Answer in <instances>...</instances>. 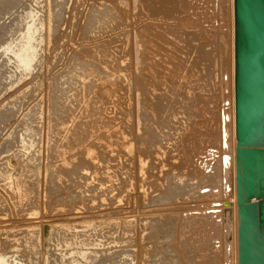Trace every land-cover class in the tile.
<instances>
[{
	"label": "rangeland",
	"instance_id": "1",
	"mask_svg": "<svg viewBox=\"0 0 264 264\" xmlns=\"http://www.w3.org/2000/svg\"><path fill=\"white\" fill-rule=\"evenodd\" d=\"M170 1L167 4H171V8L168 5L167 11L158 14L151 12L147 2L144 4L145 0H137V3L136 0H8L0 8V264H77V261L79 264H227L226 240L231 237H226L221 228L219 234L222 236L218 234L219 238L211 239L206 246L208 252H201V240L206 243L208 229L201 220H195V224V221L189 224L187 221L193 214L207 210L213 215L217 212L216 218L212 216L215 220L211 218L212 225L216 224L217 218L223 217L218 211L226 209L229 204L223 202L225 199L220 195H208L206 190L209 189L204 187L214 180V176L221 175L220 158L225 144L219 142V136L220 132L229 130L226 125L231 127L233 29L230 0ZM138 33L151 53L144 52ZM133 35L137 36V41ZM140 51L146 54L148 63L157 58L160 65L165 66V60H175L182 68L196 69L198 75V87L190 92L188 103L183 104L185 107L193 105L187 106L186 110L183 107L178 109L179 115L176 114V119L186 114L183 118L185 124L181 117L179 121L174 118V132L177 133L169 136L174 142L169 137V141H165L170 145L164 141L169 151L173 147L172 156L165 151L164 143L155 146L163 165L167 156L174 158L172 161L176 164H182L173 169L172 178L167 176V179L163 178L164 183H160L164 185L162 191L176 184L173 204L155 202L162 191L154 185L148 189L145 187L144 196L143 190L138 188L141 182L137 185L134 181L135 186L128 176V157L121 155L130 138L126 123H136L137 126L134 124L132 128L136 135L141 133L137 129L143 124L140 122L142 110L138 104L132 107L143 92L140 93L139 89L142 90L144 81L138 78L143 73ZM128 64L130 71L136 74L130 73L138 77L129 81L134 93L132 104L127 106L125 89L117 88V85L127 86L124 71ZM109 72L111 80L106 82L105 74ZM188 76L190 81H196V76ZM134 82L141 88L135 87ZM132 112L136 117L129 116ZM95 123H98L96 127ZM190 123L195 126L188 127ZM77 124L84 130L87 125L91 126V132L88 128L80 131ZM98 126L100 129H96ZM180 129L187 134L179 132ZM184 135H189V140ZM80 145L97 148L96 165L92 166L86 159L85 150ZM122 145L125 148H121ZM162 150L165 153H161ZM140 153H136L139 159L147 160ZM63 158L68 162L74 158L76 161H73V172L66 169L65 177L63 180L59 177V180L57 169L62 166ZM207 161L209 167L204 169ZM163 165L159 171H167ZM115 171L117 178L114 177ZM189 172L193 174L190 175L192 179ZM161 176L164 174H159L160 179ZM169 179L173 181L170 183ZM220 185L219 194L224 189L223 184ZM217 202H223V206ZM170 207L174 208L173 213ZM209 208H218V211ZM164 212L172 213V218ZM173 217L178 221L175 219V222ZM222 221L217 222L218 228L225 225L226 219ZM170 223L171 227H167ZM173 226L177 227L175 232ZM199 226L204 227L203 230ZM166 228H172L173 232ZM213 249L221 255H214L216 250Z\"/></svg>",
	"mask_w": 264,
	"mask_h": 264
},
{
	"label": "bare ground",
	"instance_id": "2",
	"mask_svg": "<svg viewBox=\"0 0 264 264\" xmlns=\"http://www.w3.org/2000/svg\"><path fill=\"white\" fill-rule=\"evenodd\" d=\"M169 1L170 0H145V3L144 4H146V2H147V5L146 6H148V8H150L151 9V12L152 13H155V14H158V13H160V12H163V11H167V9L169 8V6H170V8H171V4L169 5V4H167V3H169ZM6 2H8V0H0V8L1 7H4L3 5H6L5 3ZM171 2V1H170ZM123 3V2H122ZM135 3H137V0H136V2ZM8 4V3H7ZM134 4V3H133ZM129 5V4H128ZM169 5V6H168ZM132 6V5H131ZM168 6V7H167ZM173 7H174V5H172ZM139 7V6H138ZM230 8H231V11H232V15H231V25H232V29H233V34H232V36H231V48H232V58H231V67H232V74H231V81H232V85H233V90H232V97H231V104H232V111H231V115L229 116V118H230V122H231V127H230V125L228 126V125H226V128H228L229 130L227 131H223L222 133L220 132V136H219V138H220V143L222 144V145H224L225 144V149L224 148H222L223 150H225L224 152H222L223 153V155H222V157L220 158L221 160H222V166H223V168H222V170H221V172H219V173H221V175H219V176H217L216 175V177L214 176L213 177V181H211L209 184H207L205 187H204V189L205 188H207V189H209V190H206V193L208 194V195H210V194H212L211 196H213V197H215V196H221V198H223V199H225V200H223V202L224 201H227V202H229V204H228V207L225 209V207H224V209H225V211H224V209L221 211L220 209V211L221 212H219L218 211V208H216V210L218 211V214H220V213H222V216L223 217H218L217 219H218V221L219 220H221V219H223V221L226 219V222L224 223L225 225H223L222 227L220 226V228H218L217 227V220H216V224H213L212 225V223L214 222V221H212L214 218H216L214 215H215V213H217V212H215L216 210L215 209H210V210H215L214 212V215L213 214H210V213H207V210L205 211V210H201V211H199L200 213H202V214H199L198 213V215H197V213L194 215L193 214V216H188V217H190L189 219H188V221H187V224H189V222H194L195 220H201V223L203 222L204 224H205V227H206V229H208V230H206V234H207V236L208 237H206V243L204 242V240H201V248H200V250H201V252H208L207 251V249L208 248H206V246H207V243L209 242V241H211V239H214V237H218L220 234L219 233H221V231L223 230V232L225 233V235H226V237H231V240H226L227 242H226V246H227V250L229 251V255L227 256V264H239V254H238V249H239V235H238V230H239V225H240V217L238 216V211H239V207H238V203H237V197H236V192H237V179H236V170H237V160H236V148H237V142L238 141H236V123H235V118H236V104H235V98H236V85H235V73H236V67H235V59H236V48H235V31H236V29H235V0H230ZM149 9V10H150ZM138 10V9H137ZM133 11V10H132ZM141 11V10H140ZM130 13V12H129ZM131 14V13H130ZM135 16H133V18H134ZM138 31V30H137ZM146 32V31H145ZM133 33L135 34V31H133ZM137 36L139 35V33L138 34H136ZM134 36L135 38L137 37V36ZM145 35H146V33H145ZM147 36V35H146ZM139 37H141V36H138L137 38L138 39H141V43L143 44L142 46H143V50H144V52L147 50V52H146V54H148V53H151V49L150 48H145V46H144V42H143V39H142V37L141 38H139ZM137 38H136V40L135 41H137ZM20 43H22V42H20ZM139 44H141L140 42H138ZM31 44V43H30ZM7 45V44H6ZM11 45V44H10ZM18 45V44H17ZM23 45V44H22ZM134 45H136V43L134 44ZM8 46V45H7ZM22 48V47H21ZM32 49V48H31ZM132 49V48H131ZM6 50V49H5ZM8 50V49H7ZM16 50H17V48H16ZM30 50V49H29ZM133 50H135L134 49V47H133ZM18 51H20L19 49H18ZM131 51V50H130ZM136 51V50H135ZM134 51V52H135ZM17 52V51H16ZM28 52V51H27ZM133 52V53H134ZM137 52V51H136ZM140 52H142V54L144 53L143 51H140ZM13 53V52H12ZM20 53V52H19ZM130 53H132V51L130 52ZM17 54V53H16ZM129 54V53H128ZM135 54V53H134ZM134 54H132V55H134ZM139 54H141V53H139ZM141 54V55H142ZM146 54H143V63L141 64V65H143V66H141L140 65V67H142V68H140L141 69V71H143V73H142V75L141 74H139V75H141V77H138V75H136L138 78H139V80H142V81H144V83L142 82V81H140V82H142L141 84H142V88L141 87H139L138 86V84L139 83H137V85L135 86L134 84H136V82H134L133 83V85L135 86V87H137L138 86V88H141L142 90H140L139 89V91H140V93L142 92V93H144V95L141 93V94H139V96H140V99H139V97L137 96V98H136V100H138V101H135L136 103L132 106V107H134L136 104H138V106L137 107H140V109L142 110V113H141V111L138 109V111L141 113L140 115H142V117H141V120H140V122H141V124H142V122H143V124H142V127H141V129H140V127H139V129H137V131L139 132H141L140 134H135L134 132L132 133V128H134V124L136 125V123L134 122L133 123V125H131V122H129L130 124H128V123H126V125H127V131L126 132H128V133H130V138H129V143H128V141H126L127 143H125L126 145H128V147L125 149V151H123L122 149V151L121 150H119V151H121V155L123 154L124 156H126V157H128V161H127V163H129L128 164V176H129V178L130 179H132L133 180V183H134V181H135V183H137V185L139 184V181L142 183H140L141 184V186H140V184H139V186H138V188L139 189H142L143 190V194H144V196L146 195V191H147V189L149 188V187H151V185H152V187H153V185H154V187L156 186V187H158L159 189L161 188V187H163L162 186V184H160L161 183V181H162V183H164L163 182V178H164V180H165V178L167 179L168 177L167 176H169L170 178H172L174 175V173L172 174V172H174L173 171V169H177V166H181L182 164L181 163H179V162H182V161H179V160H177V161H179L178 163L179 164H181V165H179V164H176L175 162H173L172 161V159L174 160V158H172L171 156V153L170 152H172L173 151V147H172V144H171V146L170 147H172V151H169L168 150V146L167 145H170V144H167L168 142L167 141H165V140H168V138L167 137H172V136H174V135H172V134H175V133H177V132H174V125H175V121H174V118L176 119V114H178L177 113V111H178V109H180V110H182L181 108L183 107L184 109L188 106H186L185 107V105L183 106V104H185L186 102L188 103V101L190 100L189 98H190V92H193L192 90H194L195 89V87H198V85L196 84V83H198V75L196 74L197 73V71H196V69H192V70H190L189 68H187V67H183L182 68V66L179 64V63H177V62H175V60H165V62L164 63H166V65L165 66H161L160 65V62H159V60L157 59V58H154L153 60H152V62L151 63H148L147 61H145V58H146ZM15 55V54H14ZM127 55V54H126ZM32 56V55H31ZM19 57V56H18ZM21 57V56H20ZM24 57V56H23ZM27 57V56H26ZM26 57H25V59H23V60H26ZM141 57V56H140ZM140 57H139V59H140ZM133 58H135L134 56H133ZM133 58H132V60H133ZM136 58H137V55H136ZM22 59V58H21ZM130 59H131V57H130ZM138 59V58H137ZM136 59V60H137ZM19 60H20V58H19ZM31 60V59H30ZM232 60H233V62H232ZM21 61V60H20ZM32 62H33V59H32ZM139 62V61H138ZM138 62H137V64H138ZM141 62V61H140ZM20 63V62H19ZM22 63V62H21ZM133 63H135V62H133ZM132 63V64H133ZM28 65V64H27ZM26 65V66H27ZM130 65H131V63H130ZM135 65V64H134ZM133 65V68L135 67ZM129 64L127 65V69H125L126 71H124V72H126V74H125V76L124 77H126V83L128 82V84H127V86L125 85H122V87L121 86H119L118 87V85H117V83H116V85H117V88H123L122 90H124L125 89V92H126V98H127V106H128V104L130 103V102H132V97H133V94L132 93H134V92H132V90H131V88L129 87V81H130V79H133L134 77H136V76H133L134 74H136V73H134L133 71V75L131 74L132 72L130 71V69H129ZM114 69V68H113ZM118 69V68H117ZM143 69V70H142ZM89 70V69H88ZM112 70V69H111ZM133 70V69H132ZM136 70H138V69H136ZM86 71V70H85ZM114 71V70H113ZM115 71H117L116 69H115ZM123 71V70H122ZM135 71V70H134ZM119 72V71H118ZM117 72V73H118ZM131 72V73H130ZM85 73V72H84ZM88 73H89V71H88ZM116 73V74H117ZM87 74V73H86ZM100 74V73H99ZM120 74H121V72H120ZM123 74V75H124ZM191 75V76H196V81L195 82H192V81H190L189 79L191 78L190 76H188V75ZM85 75V74H84ZM89 75H90V73H89ZM102 75V74H101ZM106 75V79H105V81L106 82H108V81H110L109 80V78H110V76H112V74L109 72V73H107V74H105ZM114 75V74H113ZM133 76L132 78L130 77V76ZM103 76V75H102ZM88 77V76H87ZM123 77V76H122ZM121 77V78H122ZM83 78H85V77H83ZM89 78H90V76H89ZM104 78V77H103ZM138 78H136V80L138 79ZM141 78V79H140ZM86 79V78H85ZM98 79V78H97ZM90 80V79H89ZM114 80V79H113ZM125 80V79H124ZM123 80V81H124ZM139 80H138V82H139ZM85 81V80H84ZM87 81V80H86ZM116 81V80H115ZM133 81V80H132ZM134 81H135V79H134ZM104 82V81H103ZM102 82V83H103ZM112 82V81H111ZM114 82V81H113ZM117 82H119V78H118V81ZM131 82V81H130ZM115 83V82H114ZM114 83H112V84H114ZM123 83V82H122ZM104 84V83H103ZM111 84V83H110ZM120 85V84H119ZM140 85V84H139ZM109 86V85H108ZM131 86V85H130ZM141 86V85H140ZM104 87V86H103ZM116 87V86H115ZM108 87H106L105 89H107ZM134 88V87H133ZM104 89V90H105ZM109 89V88H108ZM111 89H113V88H111ZM115 89V88H114ZM136 90V89H135ZM191 90V91H190ZM106 91V90H105ZM113 91V90H112ZM117 91V90H116ZM137 91V90H136ZM138 91V92H139ZM103 92V91H102ZM115 92V91H114ZM117 92H120V90L119 91H117ZM124 92V91H123ZM138 92H135V93H138ZM108 93V92H107ZM113 93V92H112ZM111 93V94H112ZM107 95V94H106ZM117 95H118V93H117ZM125 95V94H124ZM141 95H143L144 96V98L143 99H141ZM58 96V95H57ZM111 96V95H110ZM114 96V95H113ZM193 96V95H192ZM101 97H104V96H101ZM112 98V97H111ZM134 98V99H135ZM104 99V98H103ZM107 99V98H106ZM189 99V100H188ZM55 100V99H54ZM83 100V99H82ZM101 100H102V98H101ZM108 100V99H107ZM110 100V99H109ZM58 101V100H57ZM104 101V100H103ZM106 101V100H105ZM124 101V100H123ZM185 101V102H184ZM138 102V103H137ZM59 103V102H58ZM81 103H83V102H81ZM87 103V102H86ZM194 103V102H193ZM84 104H85V102H84ZM117 104V103H116ZM125 104V103H124ZM130 104H132V103H130ZM61 105V104H60ZM191 105H193V104H190L188 107H190ZM87 106V105H86ZM129 106H131V105H129ZM92 107V106H91ZM120 107V106H119ZM55 108V107H54ZM62 108H65L64 107V105H63V107ZM93 108V107H92ZM92 108H90V109H92ZM124 108V107H123ZM194 108V107H193ZM192 108V109H193ZM90 109H88L87 111H89ZM96 109V108H95ZM121 109V108H120ZM132 110L133 111V109L132 108H129L128 110ZM137 109V108H136ZM188 109V108H187ZM99 110H101V109H99ZM122 110V109H121ZM186 110V109H185ZM188 110H190L191 111V109H188ZM55 111V110H54ZM56 111H58V110H56ZM61 111H63L62 109H61ZM93 111V115L95 114V112H94V109L92 110ZM92 111H91V113H92ZM134 111H135V108H134ZM137 111V113H139ZM60 112V111H59ZM185 112V111H184ZM183 112V113H184ZM189 112V111H188ZM57 113V112H56ZM55 113V114H56ZM64 114H66L65 112H63ZM62 113V114H63ZM128 111H127V115H128ZM130 113H131V111H130ZM136 113V114H137ZM182 113V112H181ZM180 113V114H181ZM183 113H182V115H183ZM187 113V112H186ZM191 114H192V112H190ZM189 113V114H190ZM58 115V114H57ZM124 115V114H123ZM126 115V116H127ZM179 115V114H178ZM194 115H196V114H194ZM193 115V116H194ZM129 116H133V112H132V114L130 115L129 114ZM175 116V117H174ZM191 116V115H190ZM133 117H136V116H133ZM138 117V116H137ZM181 118H182V116H180ZM180 117H178V119H181ZM185 117H186V114H185ZM184 116H183V118H185ZM187 117H188V115H187ZM197 117V116H196ZM182 118V119H183ZM125 119V118H124ZM133 119V118H132ZM178 119H176V120H178ZM186 120V119H185ZM187 120H189V117H188V119ZM186 120V121H187ZM132 121H137V120H132ZM174 121V122H173ZM179 121V120H178ZM183 121H184V119H183ZM183 121L181 122V120H180V122L181 123H183ZM102 122V121H101ZM120 122V121H119ZM128 122V121H127ZM180 122H178L179 124H180ZM191 122V121H190ZM138 123H139V121H138ZM187 123H189V122H187ZM193 123H195V120H194V122ZM96 124L98 125V123H95V127H96ZM99 124H100V122H99ZM102 125H104V122H102L101 123ZM123 124V123H122ZM177 124V123H176ZM184 124H185V121H184ZM184 124H183V127H185L184 126ZM64 125V124H63ZM106 125V124H105ZM118 125V124H117ZM121 125V124H120ZM181 125V124H180ZM186 125H188V124H186ZM191 123L188 125V127H192V125H194V124H192L191 126ZM65 126V125H64ZM94 126H92V129H93V127ZM133 126V127H132ZM137 126V125H136ZM141 126V125H140ZM176 126V125H175ZM177 126H178V124H177ZM182 126V125H181ZM195 126V125H194ZM77 127H78V129L80 130V131H82V130H84V128L80 125V124H77ZM94 127V128H95ZM120 127V126H119ZM187 127V126H186ZM65 128V127H64ZM87 128H88V131H90L91 132V130H89V129H91V126L90 127H88V125H87ZM87 128L85 129V130H87ZM122 128V127H121ZM124 128V127H123ZM178 128V127H177ZM177 128H176V131H178L177 130ZM182 128V127H181ZM67 129V128H66ZM96 129H100V127L98 126V128H96ZM96 129H94V130H96ZM111 129V128H110ZM183 129V128H182ZM187 128H185V130H186ZM189 129V128H188ZM192 129V128H191ZM84 130V131H85ZM135 130H136V128H135ZM135 130H133V131H135ZM190 130V129H189ZM193 130V132H194V128L192 129ZM113 131V130H112ZM130 131V132H129ZM172 131H173V133H172ZM123 132V131H122ZM138 132H136V133H138ZM179 132H181L182 133V131H181V129L179 130ZM185 132L186 131H184L183 133L185 134ZM190 132V131H189ZM188 132V133H189ZM192 132V131H191ZM182 133V134H183ZM200 133V132H199ZM186 134H187V132H186ZM190 134V133H189ZM193 134V133H192ZM115 135H117V134H115ZM125 135H127V134H125ZM194 135V134H193ZM195 135H196V133H195ZM228 135V136H227ZM185 137H186V135H184ZM189 135H187V137H188ZM229 136H231V138L229 139V138H227V137H229ZM125 137V136H124ZM170 137H169V139H170ZM175 137H176V135H175ZM180 137H182V136H180ZM186 137V138H187ZM190 137H192V136H190ZM196 137V136H195ZM197 137H199V136H197ZM196 137V138H197ZM121 138V137H120ZM123 138V137H122ZM122 138H121V140H122ZM184 138V137H183ZM189 138V137H188ZM187 138V139H188ZM201 138V137H200ZM125 139H127V138H125ZM124 139V140H125ZM131 139V140H130ZM182 138H180V140H181ZM227 139H229V141L227 142ZM118 140V139H117ZM171 141H173L172 139H170ZM185 140V139H184ZM189 140V139H188ZM193 140V139H192ZM195 140V139H194ZM199 140V139H198ZM197 140V141H198ZM164 141H165V143L167 144H165L164 143ZM169 141V140H168ZM183 140H181V142H182ZM187 141V140H186ZM196 141V140H195ZM118 142V141H117ZM116 142V143H117ZM122 142H123V140H122ZM174 142V141H173ZM173 142H169V143H173ZM177 142V141H176ZM187 142H189L188 144H190V141H187ZM192 142V141H191ZM115 143V142H114ZM162 143H164L165 145H166V149H165V151H169V155H171V156H167V159L164 161V165L161 163V161L163 160H160L161 158H158V156H157V150H155V146L157 147V145L159 144H162ZM186 143V142H185ZM184 143V144H185ZM194 142H192V144H193ZM229 143V144H228ZM122 144V143H121ZM120 144V145H121ZM124 144V145H125ZM175 144V143H174ZM173 144V145H174ZM178 144L179 143H177V146H178ZM183 144V145H184ZM195 145H196V143H194ZM114 145V144H113ZM120 145H119V147H120ZM124 145H122L121 146V148L122 147H124ZM125 145V146H126ZM187 145V144H186ZM185 145V146H186ZM191 145V144H190ZM189 145V146H190ZM78 146V145H77ZM174 146H176V145H174ZM182 146V145H181ZM80 147H81V149L83 150H85V153H84V155H85V157H86V159L91 163V165L93 166V165H96L95 164V162H96V160L98 159V156H99V151L97 150V148H95V147H87V145H80ZM118 147V148H119ZM160 147V146H159ZM163 147H164V145H163ZM187 147H188V145H187ZM187 147H184V149H186ZM192 147H194L193 145H192ZM192 147H191V149H192ZM197 147V146H196ZM125 148V147H124ZM123 148V149H124ZM120 149V148H119ZM164 149V148H163ZM178 149V148H177ZM181 149V148H180ZM179 149V150H180ZM189 149V148H188ZM188 149L186 150V151H188ZM72 150V149H71ZM141 151V156L143 157V156H145V158L147 159V160H149V162L147 161V160H145V159H139V157L137 156L138 154H136V153H139L140 151ZM175 151H176V148L174 149ZM138 151V152H137ZM174 151V152H175ZM182 151H183V148H182ZM181 151V152H182ZM185 151V150H184ZM183 151V152H184ZM189 151H192V150H189ZM162 152H164L163 150L161 151V153ZM177 152H178V150H177ZM69 154V155H71L70 154V151H66V154ZM73 153V152H72ZM142 153H143V155H142ZM165 153V152H164ZM176 153V152H175ZM188 155H189V152H186ZM139 154V155H140ZM179 155H180V152L178 153ZM177 154V155H178ZM181 154H184V153H181ZM168 155V154H167ZM140 156V157H141ZM181 156V155H180ZM179 156V157H180ZM182 156H184V155H182ZM190 156H191V152H190ZM221 156V155H220ZM138 157V158H137ZM171 157V158H170ZM186 157V155L184 156V158ZM121 158V157H120ZM119 158V159H120ZM164 158V157H163ZM176 158H177V156H176ZM65 159H67V158H63V160H62V163H61V167L60 168H58L57 169V178L59 179V177H61V180H63L62 178H64L65 176H63V175H65V172H66V169L68 170V171H70V172H73V170H72V166L74 165L73 164V161L75 160L76 161V159L74 158V159H72L70 162H68V161H66ZM125 159V158H124ZM181 159V158H180ZM188 159V158H187ZM145 160V161H144ZM175 161V160H174ZM186 161V160H185ZM189 162V161H188ZM193 162V161H192ZM206 162V161H205ZM207 163H208V161H207ZM212 163V162H211ZM150 164V165H149ZM164 166V167H167L166 168V170L167 171H164V172H162V171H159V168L161 167V166ZM188 165V164H187ZM191 165H192V163H191ZM207 165H209V163L208 164H206L205 163V166H204V169L206 168V167H209V166H207ZM149 166V167H148ZM184 166V165H183ZM119 167V166H118ZM117 167V168H118ZM120 168V167H119ZM179 168V167H178ZM182 168V167H181ZM180 168V169H181ZM193 168V167H192ZM187 169V168H186ZM184 170H185V168H184ZM188 170V169H187ZM189 170H190V168H189ZM188 170V171H189ZM118 171V170H117ZM179 171V170H178ZM177 171V172H178ZM194 172H195V170H193ZM169 172H171V175L170 174H168ZM181 171H179V173H180ZM192 172V171H191ZM191 172H189L190 174H188L189 175V178H191L192 179V175L193 174H191ZM117 172L115 171V174H114V177H116L117 178V174H116ZM160 173H163L164 174V176H161L162 178L160 179V177H159V174ZM188 173V172H187ZM186 173V174H187ZM168 174V175H167ZM177 174V173H176ZM138 175L139 176H141L142 178H139L138 177ZM180 175V174H179ZM179 175H177V176H179ZM187 175V176H188ZM191 175V176H190ZM63 176V177H62ZM126 176V175H125ZM176 176V177H177ZM186 176V175H185ZM185 176H184V178H185ZM123 177V176H122ZM180 177V176H179ZM178 178V177H177ZM188 178V177H187ZM174 179V178H173ZM190 179V180H191ZM60 180V179H59ZM170 180V179H169ZM171 181H173V180H170V183H171ZM175 181V180H174ZM120 182V181H119ZM166 182V181H165ZM134 183V184H135ZM127 184V183H126ZM169 184V183H168ZM188 184V183H187ZM220 184H223V192L221 193V194H219L220 193V191H219V188H220ZM170 185V184H169ZM176 184L174 183V186H168L164 191H162V188H161V193L159 194L158 193V195L159 196H157L158 198L157 199H159L158 201L156 200L155 202H158V203H166V204H173L174 203V199H175V189H176V186H175ZM121 186H122V184H121ZM134 186V185H133ZM135 186H136V184H135ZM166 186V185H165ZM147 189H146V188ZM155 187V188H156ZM197 187V186H196ZM135 188V187H134ZM137 188V187H136ZM135 188V189H136ZM157 188V189H158ZM186 188V187H185ZM138 189V190H139ZM154 189V188H153ZM156 189V190H157ZM159 189H158V191H159ZM197 189V188H196ZM138 190H137V192H138ZM150 190H151V188H150ZM155 190V189H154ZM202 190H203V188H202ZM208 191V192H207ZM157 192V191H156ZM155 192V193H156ZM179 192V191H178ZM190 192V191H189ZM202 192V191H201ZM200 192V194L201 195H203L202 193ZM181 193V192H180ZM198 193V192H197ZM203 193H205L204 191H203ZM147 194H148V192H147ZM152 194V193H151ZM176 194H177V192H176ZM155 195V194H154ZM148 196H149V194H148ZM183 196V195H182ZM200 196V195H199ZM203 196H205L206 197V195L204 194ZM202 196V197H203ZM210 196V197H211ZM140 197V196H139ZM201 197V196H200ZM209 197V196H208ZM152 197H150L149 199H151ZM155 199H156V196L154 197ZM149 199H147V200H149ZM183 199V198H182ZM143 200V199H142ZM153 200V199H152ZM150 201V200H149ZM172 201H173V203H172ZM215 201V200H214ZM220 201V200H219ZM254 201L255 202H261L262 200H260V199H257V198H255L254 199ZM151 203H152V201H150ZM153 202H154V200H153ZM154 202V203H155ZM210 202V201H209ZM223 202H221V203H223ZM207 203V202H206ZM215 203V202H214ZM219 202H217V204H218ZM221 203H219V204H221ZM152 205V204H151ZM176 205V204H175ZM187 205V204H186ZM202 205V204H201ZM222 205V204H221ZM165 206V205H164ZM169 206V205H168ZM178 206V205H177ZM223 206V205H222ZM172 207V206H171ZM170 207V208H171ZM204 207V206H203ZM210 207H213V206H210ZM168 208V207H167ZM191 208V207H190ZM215 208V207H214ZM174 209V208H173ZM173 209L171 208V210H172V213H173ZM179 209V208H178ZM187 208H185V210H186ZM201 209H202V206H201ZM206 209V208H205ZM208 209V211H210ZM166 210V209H165ZM191 210H192V208H191ZM196 210V209H195ZM170 211V210H169ZM175 211V210H174ZM178 211H180V210H178ZM187 211V210H186ZM204 211L206 212V214L204 213ZM171 212V211H170ZM177 212V211H176ZM181 212V211H180ZM188 213L190 212V211H187ZM196 212H198V211H196ZM211 212H213V211H211ZM159 213V212H158ZM165 213V212H164ZM167 213V212H166ZM165 213V214H166ZM172 213H170L171 215H169L168 213L166 214V215H169L170 217L172 216ZM178 213V212H177ZM193 213H195V212H193ZM179 214V213H178ZM177 214V215H178ZM181 214V213H180ZM183 214H184V212H183ZM190 214V213H189ZM203 214H205V215H203ZM210 214V215H209ZM218 214H216V215H218ZM173 215H175L176 216V213L175 214H173ZM187 216V215H186ZM212 216H214V218L212 217ZM169 217V218H170ZM179 217V216H178ZM182 217V216H181ZM172 218V217H171ZM174 218V217H173ZM185 217L183 216V219H184ZM187 218V217H186ZM211 218H213V219H211ZM221 218V219H220ZM157 219V218H156ZM167 219V218H166ZM176 219V217L174 218V220ZM160 219H158V220H156V222H157V224H159V221ZM170 220V219H169ZM169 220H167V222H171V221H169ZM177 221H178V219H176ZM176 220H175V222H176ZM185 220V219H184ZM187 220V219H186ZM185 220V221H186ZM215 220V219H214ZM153 221H155L154 219H153ZM222 221V222H223ZM173 223H174V221H172ZM192 222V223H193ZM198 222H200V221H198ZM197 222V223H198ZM166 223V222H165ZM180 223V222H179ZM181 223H182V220H181ZM196 223V221L194 222V224ZM202 223V224H203ZM167 224V223H166ZM171 224L172 223H170L167 227H171ZM177 224V223H176ZM185 224V223H184ZM193 224V225H194ZM203 224V225H204ZM219 224H221V223H219ZM191 225V224H190ZM198 225H200V223H198ZM216 225V228L215 227H213V226H215ZM222 225V224H221ZM162 226V225H161ZM177 226H178V224H177ZM181 226H183V225H181ZM195 226V225H194ZM163 227H164V225H163ZM179 227V226H178ZM196 227H198V226H196ZM202 228V230H203V228L204 227H202V226H199V228ZM173 228V230H174V228H176L177 229V227L176 226H173L172 227ZM172 228H170V230H169V228H166V229H168L169 231H171V229ZM186 228H188V227H186ZM200 228V229H201ZM214 228V229H213ZM221 228H222V230H221ZM175 229V230H176ZM179 229H180V232H181V228L179 227ZM183 229H184V226H183ZM198 229V228H197ZM175 230H174V232H175ZM201 230V231H202ZM218 230V231H217ZM179 231V230H178ZM183 231V230H182ZM171 232H173V231H171ZM170 232V233H171ZM179 232V233H180ZM186 232V231H185ZM176 233H177V231H176ZM175 233V234H176ZM186 233H188V232H186ZM202 233V232H201ZM219 234V235H218ZM172 235V233L170 234V236ZM176 235H178V233L176 234ZM181 235H184V234H182L181 233ZM185 235H187V234H185ZM220 236H222V235H220ZM219 236V237H220ZM224 236V235H223ZM174 237H175V235H174ZM173 237V238H174ZM186 237V236H185ZM218 237V238H219ZM178 238V237H177ZM202 238V237H201ZM222 238V237H221ZM190 240V239H189ZM189 240L187 241V242H189ZM221 240V239H220ZM198 241V240H197ZM216 241H217V239H216ZM220 242V241H219ZM219 242H217V243H219ZM214 243H216L215 241H214ZM197 244V243H196ZM195 244V245H196ZM224 244V243H223ZM197 245H199V244H197ZM204 245V246H203ZM220 246L222 245V244H219ZM218 245V246H219ZM200 246V245H199ZM214 246V245H213ZM218 246H216L217 248H219ZM198 248V247H197ZM221 248V247H220ZM211 249V248H210ZM209 249V250H210ZM225 249V248H224ZM199 250V251H200ZM214 250H216V252L214 251ZM219 250V249H218ZM196 251V250H195ZM213 251H214V255H215V253H216V256L217 255H221V254H218L217 253V249H213ZM210 252H212V251H210ZM224 252V251H223ZM222 252V253H223ZM213 254V253H212ZM226 254V253H225ZM181 255V254H180ZM201 255H203V257L204 258H206L205 256L206 255H204L203 253L201 254ZM227 255V254H226ZM225 255V256H226ZM178 256V255H177ZM212 256V255H211ZM211 256H209V258L211 257ZM216 256H215V258H216ZM222 256H223V254H222ZM221 256V257H222ZM183 257V256H182ZM214 257V256H213ZM220 257V256H219ZM2 259V258H1ZM224 259V258H223ZM76 260H77V258H76ZM179 260V259H178ZM202 260V259H201ZM220 260H222V259H220ZM210 261H212V260H210ZM218 261V260H217ZM226 261V260H225ZM0 262H1V260H0ZM3 262V261H2ZM73 262V261H72ZM76 262V261H75ZM205 262V261H204ZM209 262V261H208ZM6 263V262H5ZM5 263H1V264H5ZM77 264H79V262L77 261L76 262ZM81 263V262H80ZM99 263V262H98ZM179 263V262H178ZM203 263V262H202ZM211 263V262H210ZM210 263H207V264H210ZM219 263H221V262H219ZM226 263V262H225ZM70 264H72V263H70ZM74 264V263H73ZM83 264V263H82ZM204 264V263H203ZM223 264V263H222Z\"/></svg>",
	"mask_w": 264,
	"mask_h": 264
},
{
	"label": "water",
	"instance_id": "3",
	"mask_svg": "<svg viewBox=\"0 0 264 264\" xmlns=\"http://www.w3.org/2000/svg\"><path fill=\"white\" fill-rule=\"evenodd\" d=\"M235 29L239 264H264V0H235Z\"/></svg>",
	"mask_w": 264,
	"mask_h": 264
}]
</instances>
